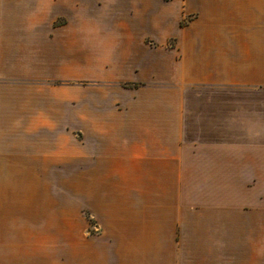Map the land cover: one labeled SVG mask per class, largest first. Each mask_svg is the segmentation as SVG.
<instances>
[{
  "label": "crops",
  "instance_id": "obj_1",
  "mask_svg": "<svg viewBox=\"0 0 264 264\" xmlns=\"http://www.w3.org/2000/svg\"><path fill=\"white\" fill-rule=\"evenodd\" d=\"M0 264H264V0H0Z\"/></svg>",
  "mask_w": 264,
  "mask_h": 264
},
{
  "label": "rangeland",
  "instance_id": "obj_2",
  "mask_svg": "<svg viewBox=\"0 0 264 264\" xmlns=\"http://www.w3.org/2000/svg\"><path fill=\"white\" fill-rule=\"evenodd\" d=\"M187 20H188L187 18L183 19L182 22H181L182 25L185 24L187 22ZM186 181H189V179L186 180ZM76 182H77V176L76 175H71V183H76Z\"/></svg>",
  "mask_w": 264,
  "mask_h": 264
},
{
  "label": "trees",
  "instance_id": "obj_3",
  "mask_svg": "<svg viewBox=\"0 0 264 264\" xmlns=\"http://www.w3.org/2000/svg\"><path fill=\"white\" fill-rule=\"evenodd\" d=\"M166 1H168V0H166Z\"/></svg>",
  "mask_w": 264,
  "mask_h": 264
}]
</instances>
